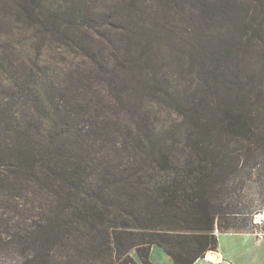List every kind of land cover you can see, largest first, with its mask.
I'll return each instance as SVG.
<instances>
[{"label": "trees", "instance_id": "obj_1", "mask_svg": "<svg viewBox=\"0 0 264 264\" xmlns=\"http://www.w3.org/2000/svg\"><path fill=\"white\" fill-rule=\"evenodd\" d=\"M43 1L0 0V7L6 3L29 14L45 36L66 33L62 39L74 36L80 47L87 43L90 31L84 26L98 14L89 6L92 0H72L64 13ZM238 1L241 12L233 0L228 7L239 13L248 39L264 37V0ZM64 15L73 25L62 22ZM14 48L9 37H0V62L10 65ZM28 58L21 77L27 75V81L15 85L33 96V111L21 121L17 110L0 102V184L16 196L26 192L44 200L40 220L16 239L22 264H138L134 251L142 264H154V245L174 264H195L218 249L217 229L247 233L258 224L255 216L264 210L263 83L227 80L228 73L214 68L183 95L148 78L183 108L184 122L177 131L149 130L143 138L130 128L129 141L110 150L100 144L106 152L96 159L86 127L74 123L79 111L60 106L55 94L60 83L43 62ZM251 184L261 189L258 205L249 195Z\"/></svg>", "mask_w": 264, "mask_h": 264}, {"label": "rangeland", "instance_id": "obj_2", "mask_svg": "<svg viewBox=\"0 0 264 264\" xmlns=\"http://www.w3.org/2000/svg\"><path fill=\"white\" fill-rule=\"evenodd\" d=\"M128 1L89 2L90 8L98 14L92 25L84 26L90 32L85 37L87 43L81 47L74 36L70 41L62 39L68 37L66 33L45 36L35 26L37 24L28 20L29 14L4 3L0 18L10 23H0V37H9L16 48L10 50L13 52L12 59L9 57L10 65L0 62L1 104L8 102V108L20 113L21 121L22 117L30 115L37 103L30 93H19L15 83L23 86L22 80L27 81L26 72L23 79L21 77L25 64L30 63L28 57L40 60L46 65L47 74L60 83L55 91L60 106L79 111L74 123L86 127L84 134L88 133L94 146L91 155L98 159L106 152L101 145L108 146L106 150L114 149L122 144V139H129L130 128L143 138L149 130L177 131L184 122L180 115L183 108L164 96V86H157L156 91L148 78L167 82L168 88L183 95L207 79V72L214 68L228 73L224 76L227 80L264 85V37L248 39L249 35L241 29L239 13L228 7L232 0H132L127 5ZM233 1L241 12V1ZM44 2L63 13L68 6H73L72 0ZM69 18L64 15L60 19L73 25ZM42 78L44 83H53ZM208 97L218 99L215 95ZM70 124L72 126V121ZM101 129L103 133L99 134ZM72 132L79 134L78 129ZM7 188L0 184V264H22L23 254L16 239L24 233V228H33L32 223L40 220L44 200H36L26 192V197L16 196ZM249 190L256 204L262 203L259 185L251 184ZM18 206L29 211L26 217ZM216 231L218 248L232 264H264V219L247 233ZM209 251L195 264H215L203 261L209 259ZM133 255L138 264H142L137 252ZM172 259L164 248L154 246L150 258L154 264H174Z\"/></svg>", "mask_w": 264, "mask_h": 264}, {"label": "bare ground", "instance_id": "obj_3", "mask_svg": "<svg viewBox=\"0 0 264 264\" xmlns=\"http://www.w3.org/2000/svg\"><path fill=\"white\" fill-rule=\"evenodd\" d=\"M262 217L264 218L263 211L259 214L258 218L261 219ZM208 258L211 262H219L223 259V257L217 251H209Z\"/></svg>", "mask_w": 264, "mask_h": 264}, {"label": "crops", "instance_id": "obj_4", "mask_svg": "<svg viewBox=\"0 0 264 264\" xmlns=\"http://www.w3.org/2000/svg\"><path fill=\"white\" fill-rule=\"evenodd\" d=\"M154 246H156V245H154ZM154 246H153V248H154ZM153 248H152V250H153ZM222 257H223V259L221 260V261H219V262H211L209 259L208 260H203V261H209L210 263H220V262H222V263H225V262H228V264H232L229 260H228V258H227V256H226V254H225V252H223V251H221V250H219V248H218V251H217ZM152 254V253H151Z\"/></svg>", "mask_w": 264, "mask_h": 264}, {"label": "water", "instance_id": "obj_5", "mask_svg": "<svg viewBox=\"0 0 264 264\" xmlns=\"http://www.w3.org/2000/svg\"><path fill=\"white\" fill-rule=\"evenodd\" d=\"M259 213H261V211H260V212H258V213H257V215L255 216V219H256V221H255V222H257V223H259V222L261 221V219H264V218H261L260 220H257V218H258V214H259Z\"/></svg>", "mask_w": 264, "mask_h": 264}]
</instances>
